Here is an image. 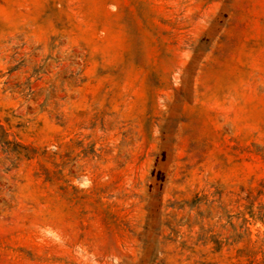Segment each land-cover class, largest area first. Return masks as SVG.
<instances>
[{
	"label": "rangeland",
	"instance_id": "1",
	"mask_svg": "<svg viewBox=\"0 0 264 264\" xmlns=\"http://www.w3.org/2000/svg\"><path fill=\"white\" fill-rule=\"evenodd\" d=\"M264 0H0V264H264Z\"/></svg>",
	"mask_w": 264,
	"mask_h": 264
},
{
	"label": "trees",
	"instance_id": "2",
	"mask_svg": "<svg viewBox=\"0 0 264 264\" xmlns=\"http://www.w3.org/2000/svg\"><path fill=\"white\" fill-rule=\"evenodd\" d=\"M261 208H262V212H261V215L259 217H260V219L264 220V206L263 207L261 206Z\"/></svg>",
	"mask_w": 264,
	"mask_h": 264
}]
</instances>
